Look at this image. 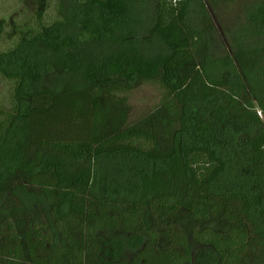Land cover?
<instances>
[{
	"label": "trees",
	"instance_id": "obj_1",
	"mask_svg": "<svg viewBox=\"0 0 264 264\" xmlns=\"http://www.w3.org/2000/svg\"><path fill=\"white\" fill-rule=\"evenodd\" d=\"M18 1L0 264H264V0L222 54L205 0ZM156 79L167 97L130 123L121 93Z\"/></svg>",
	"mask_w": 264,
	"mask_h": 264
},
{
	"label": "rangeland",
	"instance_id": "obj_2",
	"mask_svg": "<svg viewBox=\"0 0 264 264\" xmlns=\"http://www.w3.org/2000/svg\"><path fill=\"white\" fill-rule=\"evenodd\" d=\"M248 1L249 0H227L214 7L208 0H205L207 10L215 28L212 34V43L213 50L216 54H222L227 51V49H230L229 39L225 33L226 28L237 26L242 22L244 9ZM13 2L14 0H4L2 7L4 9H9L11 7L15 9L19 1ZM121 94L127 97V102L130 106L129 122L134 123L159 107L167 97L168 90L161 80L156 79L145 80L140 85L125 90Z\"/></svg>",
	"mask_w": 264,
	"mask_h": 264
}]
</instances>
